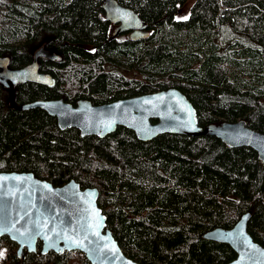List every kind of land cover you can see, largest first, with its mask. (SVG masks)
I'll return each instance as SVG.
<instances>
[{
  "label": "trees",
  "instance_id": "trees-1",
  "mask_svg": "<svg viewBox=\"0 0 264 264\" xmlns=\"http://www.w3.org/2000/svg\"><path fill=\"white\" fill-rule=\"evenodd\" d=\"M116 1L148 23L149 38L115 35L104 0H0V69L36 68L55 80L11 88L0 70V171L98 188L108 227L140 264L228 263L232 247L203 234L232 228L245 213L264 246V161L252 148L204 135L145 142L121 126L82 137L41 108H19L54 98L104 104L174 87L201 126L244 119L264 132V0H194L185 19L178 14L189 0ZM0 248L7 264H90L79 250L19 258L8 236Z\"/></svg>",
  "mask_w": 264,
  "mask_h": 264
},
{
  "label": "water",
  "instance_id": "water-1",
  "mask_svg": "<svg viewBox=\"0 0 264 264\" xmlns=\"http://www.w3.org/2000/svg\"><path fill=\"white\" fill-rule=\"evenodd\" d=\"M103 8L106 18L118 26L115 35L129 32L134 41L149 38L148 23L134 10L116 0H104ZM4 75L11 88L26 81L55 85L53 78L36 68ZM19 108H41L57 118L61 130L76 128L82 137L104 138L120 126L145 142L163 134L216 136L232 147L252 148L264 161V132L249 127L244 119L201 126L193 103L174 87L104 104L80 100L74 105L54 98ZM99 197L98 188H83L75 179L54 185L33 172L0 171V237L8 236L18 245L19 258L26 251L37 253L41 242L43 255L79 250L90 264H140L125 253L108 227ZM251 217L252 213H245L232 228L216 227L203 234L204 239L226 243L236 252V258L225 264H264V246L248 229Z\"/></svg>",
  "mask_w": 264,
  "mask_h": 264
},
{
  "label": "rangeland",
  "instance_id": "rangeland-1",
  "mask_svg": "<svg viewBox=\"0 0 264 264\" xmlns=\"http://www.w3.org/2000/svg\"><path fill=\"white\" fill-rule=\"evenodd\" d=\"M193 2H194V0H189L187 2V4L183 7V9L179 12L178 18L185 19L188 17L189 12H190V8H191ZM4 253H5V251L2 248H0V264H7Z\"/></svg>",
  "mask_w": 264,
  "mask_h": 264
},
{
  "label": "flooded vegetation",
  "instance_id": "flooded-vegetation-1",
  "mask_svg": "<svg viewBox=\"0 0 264 264\" xmlns=\"http://www.w3.org/2000/svg\"><path fill=\"white\" fill-rule=\"evenodd\" d=\"M127 33L129 34V32H127ZM0 70H2V69H0ZM2 71H3V70H2ZM10 84H11V83H10ZM16 85H17V84H16ZM16 85H15V86H16ZM39 251L41 252V246H38V252H39Z\"/></svg>",
  "mask_w": 264,
  "mask_h": 264
},
{
  "label": "bare ground",
  "instance_id": "bare-ground-1",
  "mask_svg": "<svg viewBox=\"0 0 264 264\" xmlns=\"http://www.w3.org/2000/svg\"><path fill=\"white\" fill-rule=\"evenodd\" d=\"M113 101V100H112Z\"/></svg>",
  "mask_w": 264,
  "mask_h": 264
}]
</instances>
